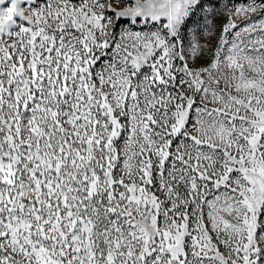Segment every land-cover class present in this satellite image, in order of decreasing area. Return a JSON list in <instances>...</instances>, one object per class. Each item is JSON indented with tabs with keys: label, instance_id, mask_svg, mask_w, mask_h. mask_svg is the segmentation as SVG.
<instances>
[{
	"label": "snow or ice",
	"instance_id": "obj_1",
	"mask_svg": "<svg viewBox=\"0 0 264 264\" xmlns=\"http://www.w3.org/2000/svg\"><path fill=\"white\" fill-rule=\"evenodd\" d=\"M0 264H264V0H0Z\"/></svg>",
	"mask_w": 264,
	"mask_h": 264
},
{
	"label": "rangeland",
	"instance_id": "obj_2",
	"mask_svg": "<svg viewBox=\"0 0 264 264\" xmlns=\"http://www.w3.org/2000/svg\"><path fill=\"white\" fill-rule=\"evenodd\" d=\"M221 2L223 3V2H225V0H221ZM223 21H224V16L223 15H221L219 18L214 20V23L217 25V33H216L217 36H219V25H221V23ZM189 23H191V22H189ZM139 27L140 26L138 25L137 26V30H139ZM197 42L202 44V45H205V49H204V53L203 54L207 55V37H205L203 35V33H199V34H197ZM216 43H217L216 39H213L211 41V45L213 46V48L215 47ZM190 63H191V59H190ZM195 63L198 64V65H201V64L206 63V60L198 59V60H196Z\"/></svg>",
	"mask_w": 264,
	"mask_h": 264
}]
</instances>
